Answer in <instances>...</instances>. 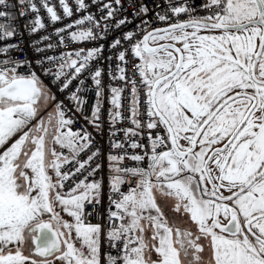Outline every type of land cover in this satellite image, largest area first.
I'll use <instances>...</instances> for the list:
<instances>
[{
  "label": "snow or ice",
  "instance_id": "snow-or-ice-1",
  "mask_svg": "<svg viewBox=\"0 0 264 264\" xmlns=\"http://www.w3.org/2000/svg\"><path fill=\"white\" fill-rule=\"evenodd\" d=\"M58 3L63 15L50 0H0V264H264V0H163L151 20L140 3L108 56L68 48L132 23L113 0L33 41V58L13 55L8 9L34 13V35L41 8L53 26L73 16ZM105 74L117 82L106 156L73 130L79 113L102 132Z\"/></svg>",
  "mask_w": 264,
  "mask_h": 264
},
{
  "label": "built area",
  "instance_id": "built-area-1",
  "mask_svg": "<svg viewBox=\"0 0 264 264\" xmlns=\"http://www.w3.org/2000/svg\"><path fill=\"white\" fill-rule=\"evenodd\" d=\"M34 2H36L39 6L41 0H34ZM50 2L55 7V9L58 11V13L63 15L62 9H60V7H59L58 0H50ZM85 2L88 4L87 11L82 10L81 12L77 13V12H75V7H76L75 0H68L69 6L73 8L74 14L71 18L65 17L62 22L57 23L55 26L50 24L45 10L43 8H41L39 14L42 17L43 22L46 25V29L39 31L34 35H29L28 29L25 27V25L28 24L32 19L35 18V14L29 13L25 17H19L18 11H24L23 8L8 9L9 11H12L13 14L16 15V17H17L15 20L10 21V23H12L14 27H16L17 33H18L14 39L9 40V43H19L20 47L23 49V53H19V54L13 53V55H18V57L20 59H23L24 54H27V56L29 58H33V51L29 47V45L33 41L38 40L43 35L52 34L54 32V28L61 27L67 23L74 21L75 19L81 18L84 15L92 14L97 19H99L102 15L106 14V10L104 12H101L100 6L104 3H112L113 0H99V4L93 3L92 0H85ZM196 2L199 3L200 0H196ZM9 3L10 4H16L17 0H9ZM140 3L147 5L148 8L150 9V12L147 14V16L142 17V19L151 20L154 13L159 11V8H157L156 5L162 4L163 0H137V3L135 4V6L133 4V0H121L122 6L121 5H113L114 7L119 8V12H118L117 16L115 17V20H118V19L123 18V17H127L129 20H132L131 24H127L126 26H122L119 30H116L113 27L112 29H110L108 36L103 40H99V41H95V42H83L81 44H70V45H68V48H77V47L93 48V47H98L100 44H103L104 45L103 56L104 57L108 56L110 54V51H111L108 48V45L112 42V40L115 37L120 36L123 32L134 29L136 27V25H138L140 23L141 17H137V16L133 15L135 8L138 7ZM201 14H203V13H201ZM115 20L113 21V24L115 23ZM157 26H160V25H158L157 23H152V27H157ZM52 42H55V39ZM61 50H66V49H64L62 47ZM98 63L101 67H103L105 69V73H106L108 62L106 60L102 59ZM45 82L46 83L48 82L46 78H45ZM116 83L117 82L110 81L109 77L106 74L103 76L102 85L104 86V96L102 99L103 107L101 108V121H100L102 123V127H103L102 132H97L91 125H89L83 119V116L79 113H77V116L80 118L78 119L77 123L73 126V130L81 128L82 125L84 127H86L88 129V131L91 132L93 134V136L95 137L97 144L102 148V151L105 154V156H106L107 152L109 151L108 109H109L110 105H109V100H108V97H109L108 86H109V84H112L113 86H115ZM85 85L88 87L89 91L85 95V98L87 99L88 103L86 105V111L83 115H90L91 106L95 101V91H94L95 86L92 84L90 79L85 81ZM75 86H76V82L74 81L73 85L70 87L72 88V90H74ZM53 91H56V90L53 89ZM57 98L58 99H64L63 95H61L59 93H57ZM66 103H67V101H66ZM69 107H71V105H69ZM70 115H71V113H70ZM126 126H129L127 124V122H125V124H123V125H117V127H126ZM120 135L122 136V133ZM106 165H107V161L105 159V168L103 169V171L101 173L98 174V177H97V178H99L100 175L104 176V192H105V195L103 198V202H104L105 206L107 205V202H108V196H107L108 187H107V182H106L107 166ZM100 211L104 212V207H102L100 209ZM91 222L97 223V222H105V221H98L97 217L93 216L91 218Z\"/></svg>",
  "mask_w": 264,
  "mask_h": 264
},
{
  "label": "rangeland",
  "instance_id": "rangeland-1",
  "mask_svg": "<svg viewBox=\"0 0 264 264\" xmlns=\"http://www.w3.org/2000/svg\"><path fill=\"white\" fill-rule=\"evenodd\" d=\"M57 150L59 151V148H57ZM106 182H107V187H108V181H107V179H106Z\"/></svg>",
  "mask_w": 264,
  "mask_h": 264
}]
</instances>
